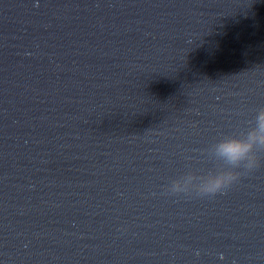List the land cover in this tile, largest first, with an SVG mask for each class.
Segmentation results:
<instances>
[{
  "label": "water",
  "instance_id": "water-1",
  "mask_svg": "<svg viewBox=\"0 0 264 264\" xmlns=\"http://www.w3.org/2000/svg\"><path fill=\"white\" fill-rule=\"evenodd\" d=\"M261 107L264 0H0V264H264V154L166 192Z\"/></svg>",
  "mask_w": 264,
  "mask_h": 264
},
{
  "label": "clouds",
  "instance_id": "clouds-1",
  "mask_svg": "<svg viewBox=\"0 0 264 264\" xmlns=\"http://www.w3.org/2000/svg\"><path fill=\"white\" fill-rule=\"evenodd\" d=\"M264 154V107L256 111L246 128L222 135L213 144L211 158L222 167L203 173L187 171L172 179L166 192L174 196L214 197L224 194L242 175L260 166Z\"/></svg>",
  "mask_w": 264,
  "mask_h": 264
}]
</instances>
